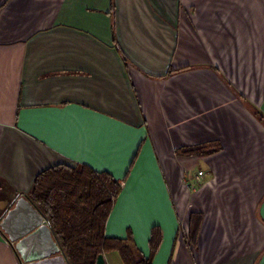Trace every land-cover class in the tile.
<instances>
[{"label":"crops","instance_id":"1","mask_svg":"<svg viewBox=\"0 0 264 264\" xmlns=\"http://www.w3.org/2000/svg\"><path fill=\"white\" fill-rule=\"evenodd\" d=\"M56 165L121 184L105 235L148 257L157 228L152 264H264V0H0V264L53 248L3 220ZM201 165L209 201L231 191L197 195L215 214L190 251L171 180Z\"/></svg>","mask_w":264,"mask_h":264},{"label":"trees","instance_id":"2","mask_svg":"<svg viewBox=\"0 0 264 264\" xmlns=\"http://www.w3.org/2000/svg\"><path fill=\"white\" fill-rule=\"evenodd\" d=\"M216 149L196 147L180 151L185 156H209ZM121 184L107 172L86 165H56L42 171L34 180L28 199L40 212L68 264H95L97 256L117 252L123 264H152L159 246V232L153 228L148 257L131 239L108 238L105 225ZM203 216L191 212L184 230L190 251L196 246Z\"/></svg>","mask_w":264,"mask_h":264},{"label":"rangeland","instance_id":"3","mask_svg":"<svg viewBox=\"0 0 264 264\" xmlns=\"http://www.w3.org/2000/svg\"><path fill=\"white\" fill-rule=\"evenodd\" d=\"M215 149H216V152H218V150H220L219 148H216V147H215ZM203 157H206V156H202V158ZM167 166L171 168L172 165H167ZM175 166L177 167V165H175ZM238 166H240V165H238ZM203 167H204V165H201L198 169L203 170L204 169ZM195 169H196V171H198L197 168H195ZM208 170L204 169L203 172L208 173ZM247 170H248V168H247ZM238 171L243 172L244 170L239 168ZM193 175H194L193 171H186L184 173V177H182L180 179L171 180L172 192H174L175 201L179 205H184V207H185V213L184 214H185L186 218L184 219L183 223L187 222V216L189 215V213H191V211L195 210L194 205H195V203H198V201L196 200L197 195H200V198L202 200V202L201 201L200 202L202 203V205H207L208 203H211V204L212 203H228L227 200L224 198L223 194L231 191V190H228L226 192H223L220 195L214 197L211 201H209V199H208L209 196L207 195L209 193V190L202 185V182H201V184H197L196 181L194 180ZM213 181L215 182V184L214 185L211 184V185H213L212 188H214V190H216V191H219L218 188L220 190H222V188L220 186H218V183H219L218 179L216 180V178H215ZM203 193H204V195H203ZM205 193H207V194H205ZM209 209H211V208L206 207L204 209L206 212H204V213L194 212V213H200L202 216L203 215L207 216V219L208 218L211 219L214 217L215 213L213 211H208ZM220 214L223 215L224 213L221 212ZM195 248H197V247L194 246L193 250H196Z\"/></svg>","mask_w":264,"mask_h":264},{"label":"water","instance_id":"4","mask_svg":"<svg viewBox=\"0 0 264 264\" xmlns=\"http://www.w3.org/2000/svg\"><path fill=\"white\" fill-rule=\"evenodd\" d=\"M21 210H25L26 213L28 214V220L27 222L23 224V227L21 230L22 231L21 236L30 231H33L26 238L31 239L35 236H40V238L43 239L42 237L45 236L51 241L52 232H51L50 227L44 223V218L40 214V212L37 209H35L32 206V204L23 196L17 199L14 209L8 212L6 218L3 221L9 220L11 217L16 215L18 211H21ZM52 245H54L53 248L48 249L45 252L48 254H45L41 258L30 259L22 255L24 264H54V263L55 264H68L63 254L58 255L52 259H48L50 254H54L60 251V247L58 246L56 242H54ZM16 248L19 251V245H16ZM95 264H106L104 256L102 254L97 256Z\"/></svg>","mask_w":264,"mask_h":264},{"label":"built area","instance_id":"5","mask_svg":"<svg viewBox=\"0 0 264 264\" xmlns=\"http://www.w3.org/2000/svg\"><path fill=\"white\" fill-rule=\"evenodd\" d=\"M203 176H204L203 171L197 172V174L194 177V180L196 181L197 184L201 183V180H202Z\"/></svg>","mask_w":264,"mask_h":264}]
</instances>
